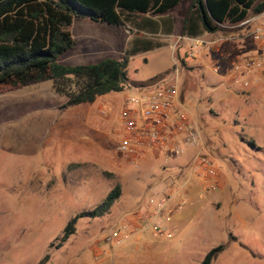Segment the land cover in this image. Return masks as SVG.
Listing matches in <instances>:
<instances>
[{"label": "rangeland", "instance_id": "obj_1", "mask_svg": "<svg viewBox=\"0 0 264 264\" xmlns=\"http://www.w3.org/2000/svg\"><path fill=\"white\" fill-rule=\"evenodd\" d=\"M182 9L167 15L175 20L169 34L74 19L76 44L63 56L66 63L120 57L134 38L160 44L130 55L120 92L76 105L67 104L51 80L0 93V264H199L217 245L209 264H264V68L246 88L233 85L227 68L252 44L246 29L233 38H225L233 31L226 27L180 36ZM174 81L216 185L204 190L193 170L199 185L185 193L172 238L142 231L114 245L105 240L108 231L153 188L171 180L183 188L195 183L185 172L160 175L161 157L149 153L130 163L116 151L123 95ZM115 185L120 196L110 209L79 217L58 246L69 219L93 210Z\"/></svg>", "mask_w": 264, "mask_h": 264}, {"label": "trees", "instance_id": "obj_2", "mask_svg": "<svg viewBox=\"0 0 264 264\" xmlns=\"http://www.w3.org/2000/svg\"><path fill=\"white\" fill-rule=\"evenodd\" d=\"M179 5H183L179 35L187 37L213 33L221 25L264 11V0H0V93L44 80H51L53 90L64 95L69 105L92 103L97 96L120 92L130 55L160 44L134 38L120 57L66 63L63 56L76 44L70 30L74 19L113 26L131 23L150 33L169 34L175 20L167 15ZM120 191L115 185L93 210L71 217L58 238V246L75 232L79 217L103 215L119 198ZM220 249L221 245L212 247L199 264H209Z\"/></svg>", "mask_w": 264, "mask_h": 264}, {"label": "built area", "instance_id": "obj_3", "mask_svg": "<svg viewBox=\"0 0 264 264\" xmlns=\"http://www.w3.org/2000/svg\"><path fill=\"white\" fill-rule=\"evenodd\" d=\"M221 27L233 29L225 38H233L235 30L246 29L251 39L250 48L235 55L227 68L231 83L246 88L264 68V11ZM184 105L179 98L176 81L149 91L125 93L120 105L121 135L116 151L128 162L135 163L149 153L180 156L186 148L193 147L187 167L195 170L204 190L212 189L216 185V172L202 151L194 121ZM185 193V187L177 184V180L156 186L137 211L108 231L105 240L119 245L129 236L142 231L150 232L155 238H172L173 214L184 206ZM174 198L176 202L171 204ZM100 256L97 253L94 258Z\"/></svg>", "mask_w": 264, "mask_h": 264}, {"label": "crops", "instance_id": "obj_4", "mask_svg": "<svg viewBox=\"0 0 264 264\" xmlns=\"http://www.w3.org/2000/svg\"><path fill=\"white\" fill-rule=\"evenodd\" d=\"M72 32V31H71ZM234 37H236L237 36V32H234ZM242 36H244V34L243 35H239L237 38H240V37H242ZM224 38H222L221 36H219V41H221V40H223ZM193 147H188V148H186V150L183 152V156L182 155H180L181 157H179V156H176L175 157V162H171V156H169V157H165V156H162V155H155V154H151L152 155V157H155V158H162V160H163V164H162V166H161V168L159 169V171L161 172L160 173V175H166L167 173H171V174H173V175H178L179 173H182V174H184V172L186 173L185 175H186V177H187V179L189 180V182H191V183H193V181H195V183H196V185H195V183H194V185L193 184H191V186H189L188 184L185 186V192H186V194H187V192H189V191H191V190H196L197 189V187H198V182H196V180H192V178H191V176H190V174H191V172H192V168L190 169L189 167H185V168H183V166L185 165V164H187V161H188V159H190L191 158V154H192V152H193ZM148 154H146V156H147ZM150 155V156H151ZM146 156H144L142 159H144ZM190 156V157H189ZM189 157V158H188ZM141 159H139V161H140ZM171 169L170 170V172H168L167 170L168 169ZM164 171H165V173H164ZM159 175V176H160ZM193 177V176H192ZM199 195V194H198ZM175 202H176V198H174L172 201H171V204H175ZM180 212V211H179ZM179 212H178V210L177 211H175L174 212V214H173V222H174V224H173V226H175V220H178V218L180 217V214H179ZM137 238H139L138 236L137 237H135V236H133L132 237V239H137Z\"/></svg>", "mask_w": 264, "mask_h": 264}]
</instances>
